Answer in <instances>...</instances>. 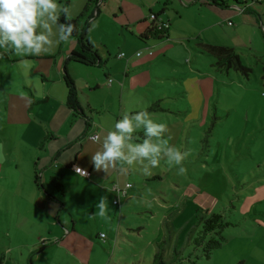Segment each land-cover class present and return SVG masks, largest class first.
Wrapping results in <instances>:
<instances>
[{
	"label": "crops",
	"instance_id": "0c3cea01",
	"mask_svg": "<svg viewBox=\"0 0 264 264\" xmlns=\"http://www.w3.org/2000/svg\"><path fill=\"white\" fill-rule=\"evenodd\" d=\"M64 1L58 0V3L63 5ZM68 1L71 13L68 17L75 19L89 0ZM228 1L225 7L210 0H105L86 33L103 65L69 60L74 51H81L77 38L62 42L40 56H17L11 48H0V257L3 264L7 262V250L12 253L14 248L23 249L24 255L26 249L34 247V254L46 252L48 260L54 243L75 264L95 263L92 251L97 241L104 239L96 230L99 217L90 219L86 215H95L101 197L112 202L109 213L115 211L113 205L119 206L122 202L120 199L121 203H114L115 194L111 189L115 185L124 187L129 181L124 176L128 171L126 164L124 172L119 166L110 174L94 170L90 157L98 145L91 137L115 130V123L127 113L126 93L136 90L139 94L143 90V79L134 77L139 76L140 67L154 61L156 54L169 52L178 45L188 49L193 39L200 41L196 46L202 49L222 46L236 51L237 46L225 42L220 24L238 20L240 24L232 30L238 33L245 25L259 26L262 20L260 23L257 16L242 10L244 7L256 9L251 0L241 4ZM102 7L113 15L111 27L120 26L121 33H126L122 47L132 46L127 36L130 31L131 36L139 38L137 47L145 48L152 57L146 55L132 64L131 56L125 52L124 57L119 56L122 52L117 50L122 42L119 36H94L93 24L100 22L101 18L96 19L102 16ZM151 11L170 23L168 38L145 41L139 37L150 25ZM52 27L50 39L54 46L60 31L56 25ZM38 31L46 33L47 30ZM66 75L78 88L85 116L74 115L68 106ZM108 77L112 78L111 84ZM116 96L121 101L117 108ZM73 166L88 169L90 177L77 174ZM57 175H62L63 183L68 185L66 188L64 183V196L51 185V177ZM255 183L251 203H264V179H257ZM256 213L264 215V210ZM249 217L252 219L249 229L238 230L227 240V246L234 242L232 252L228 253L232 264H264V240L257 239V236L264 238V217ZM22 258L10 260L17 264ZM50 264L60 262L53 257Z\"/></svg>",
	"mask_w": 264,
	"mask_h": 264
},
{
	"label": "rangeland",
	"instance_id": "374dc122",
	"mask_svg": "<svg viewBox=\"0 0 264 264\" xmlns=\"http://www.w3.org/2000/svg\"><path fill=\"white\" fill-rule=\"evenodd\" d=\"M253 5L256 13L251 14L264 24V0ZM101 15L96 19L101 18L100 22L93 24L94 36H119L122 42L117 50L131 56L132 64L146 58L148 50L137 47L138 37L125 30L132 46L122 47L126 33H121L120 26L111 27V13L104 9ZM230 21L220 27L225 42L237 46L243 64L250 68L246 73L220 66L218 55L196 46L200 41L193 39L188 49L178 45L156 54L134 77L143 79V90L126 93L127 113L146 111L154 122L166 124L168 131L161 139L187 153L182 162L186 172L178 175L180 166H169L164 157L158 166H149L148 173L143 170L146 161L127 165L124 176L132 188L119 206L113 205L108 224L99 217L96 230L107 238L97 241L92 251L94 264H190L191 260L232 264L228 253L234 242L228 246L226 242L209 259L195 247L201 218L212 212L224 213L236 224L224 231L229 240L238 230L249 229V216L264 217L256 213L263 212L264 203H251L255 182L264 179V27L261 23L254 30L253 25H245L235 33L232 30L240 23ZM119 98L116 96L115 108L120 105ZM136 131L139 133L133 134L136 141L132 142L141 143L143 129ZM257 239L264 240L261 236ZM55 244L48 260L46 252L34 254V247L24 255L23 249L14 248L12 253L7 250L5 264H12L10 258L17 256H24L17 264H50L53 257L60 264H75Z\"/></svg>",
	"mask_w": 264,
	"mask_h": 264
},
{
	"label": "clouds",
	"instance_id": "9594fccd",
	"mask_svg": "<svg viewBox=\"0 0 264 264\" xmlns=\"http://www.w3.org/2000/svg\"><path fill=\"white\" fill-rule=\"evenodd\" d=\"M70 16V9L58 3V0H0V48L14 50L17 56H40L49 53L55 46L72 39L75 25L70 22L61 23L60 16ZM51 22V23H49ZM53 25L60 31V38L53 46L50 37ZM40 29L47 30L38 31ZM10 46V47H9ZM115 130L101 132L91 137L98 145L91 154L90 163L97 172L110 174L119 166L121 172L126 171L124 165L131 166L135 162L144 164V172L148 173L149 166L156 167L162 157L166 158L169 166H180L178 175H183L186 169L182 162L187 156L174 146H169L167 139H161L168 131L164 123L154 122L146 111L134 115L125 113L114 125ZM143 129L144 139L141 143H133V133ZM78 174L86 173L85 169L75 167ZM97 212L90 215L110 221L109 202L107 197H101L96 205ZM105 233L101 232L103 239Z\"/></svg>",
	"mask_w": 264,
	"mask_h": 264
},
{
	"label": "trees",
	"instance_id": "16d2710c",
	"mask_svg": "<svg viewBox=\"0 0 264 264\" xmlns=\"http://www.w3.org/2000/svg\"><path fill=\"white\" fill-rule=\"evenodd\" d=\"M231 1L240 4L244 3L240 0ZM251 1L254 3H261L263 0ZM104 2L105 0H89L87 5L83 9V12L75 19L69 17L65 18V16L61 14V23L70 22L75 25V30L73 32L72 38H77L81 44V51H74L69 60H75L86 65H103V61L100 59L98 53L93 50L91 44L86 39V33L90 27V21L95 16L100 14V8ZM210 2L212 4H218L220 6L225 7H227L229 3L228 0H210ZM68 4V0L64 1L63 3V5L66 7H68ZM245 10L249 13H256L254 9L248 7H244V11ZM151 14H155L156 18L154 20H151L149 27L139 37L145 41L162 40L168 38L170 32V23L161 20L159 18V15L153 11L150 12V15ZM150 15L148 21L150 20ZM81 25L82 27H80ZM208 49L210 52L216 53L218 55L217 64H219L220 66H224L228 69L234 67L235 69L245 73L250 70V68L243 64L240 55L233 49L222 46H208ZM65 82L68 88V106L72 109L74 115L81 113L80 115L85 116L79 101V91L77 86L75 85L74 81L69 77V75H66ZM86 118L88 119V117ZM46 138L43 139L41 146H43ZM50 181L51 185L60 193V195L64 196L65 186L62 181V175L52 176ZM201 225L202 229L200 230L199 234L195 237L194 245L196 248L202 251V256L207 259L212 256L215 250L221 248L227 242L228 239L224 234V231L231 226H236L235 223H232L227 220L225 214L221 212H212L206 217H202ZM44 243L45 241H43L41 245H44ZM0 264H3V257H0ZM30 264L33 263L31 262ZM190 264H198V261L191 260Z\"/></svg>",
	"mask_w": 264,
	"mask_h": 264
},
{
	"label": "built area",
	"instance_id": "2783aa9c",
	"mask_svg": "<svg viewBox=\"0 0 264 264\" xmlns=\"http://www.w3.org/2000/svg\"><path fill=\"white\" fill-rule=\"evenodd\" d=\"M242 10L244 11V9H242ZM155 18H156L155 14H151V15H150V20H154ZM158 21H159V20H158ZM119 56H120V57H124V56H125V53H124V52H121V53L119 54ZM107 81H108L109 84H111V83H112V78H111V77H108ZM94 136H97V135H94ZM75 167H77V166H73V170H74V171H75ZM78 167H80L81 169H85V168H83V167H81V166H78ZM85 170H86L87 174L82 172L80 175L83 176V177H87V178H89L90 175H91V172H90L88 169H85ZM75 172H76V171H75ZM76 173H77V172H76ZM77 174H78V173H77ZM131 188H132V184L129 183V182H127V183L125 184L124 187H120V186H118V185L113 186V188L111 189V191H112L113 193H115V195L117 196V197L115 198V200H114V203H115V204H119V203H120V199H121L122 196L127 197V196H128V192H129V190H130ZM105 238H106V236H105L103 239H105Z\"/></svg>",
	"mask_w": 264,
	"mask_h": 264
}]
</instances>
